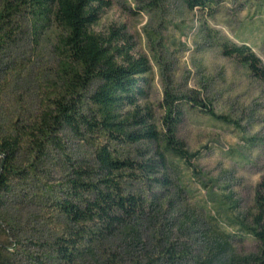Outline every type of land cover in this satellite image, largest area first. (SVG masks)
Instances as JSON below:
<instances>
[{
	"label": "rangeland",
	"instance_id": "1",
	"mask_svg": "<svg viewBox=\"0 0 264 264\" xmlns=\"http://www.w3.org/2000/svg\"><path fill=\"white\" fill-rule=\"evenodd\" d=\"M111 28H123L130 54L150 67L139 115L163 136L168 94L174 138L189 156L186 163L163 141L115 147L132 160H153L154 176L169 182L139 192L147 204L138 241L118 249L125 264H228L257 254L261 246L245 227L264 181V85L224 57L220 44L244 45L264 65V0H220L205 11H189L182 0H159L153 8L111 0L92 30ZM61 141L67 156L85 157L68 133ZM65 168L61 151H50L33 176L15 177L0 194V264H55L51 235L59 228L56 216L51 227L45 219L64 196Z\"/></svg>",
	"mask_w": 264,
	"mask_h": 264
},
{
	"label": "trees",
	"instance_id": "2",
	"mask_svg": "<svg viewBox=\"0 0 264 264\" xmlns=\"http://www.w3.org/2000/svg\"><path fill=\"white\" fill-rule=\"evenodd\" d=\"M141 1L153 8L159 0ZM182 1L189 11H205L220 0ZM110 3L0 0V194L15 177L33 176L50 151L65 156L64 196L45 219L51 227L56 216L59 228L51 235L55 264H125L118 249L138 241L147 204L139 192L149 183L169 184L154 176L153 160H132L116 146L163 141L166 150L189 161L174 138V102L168 94L163 136L138 113L141 84L150 71L147 59L130 54L123 28L106 34L92 30ZM220 48L264 85V65L250 48L228 42ZM132 125L139 130L131 131ZM65 133L84 147L85 157L64 153ZM249 221L245 229L260 250L228 264H264V181ZM227 247L223 243L220 249Z\"/></svg>",
	"mask_w": 264,
	"mask_h": 264
}]
</instances>
